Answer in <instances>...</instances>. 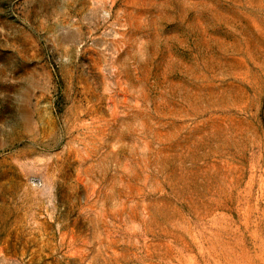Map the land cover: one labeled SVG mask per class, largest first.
<instances>
[{
  "label": "rangeland",
  "instance_id": "1",
  "mask_svg": "<svg viewBox=\"0 0 264 264\" xmlns=\"http://www.w3.org/2000/svg\"><path fill=\"white\" fill-rule=\"evenodd\" d=\"M0 264H264V0H0Z\"/></svg>",
  "mask_w": 264,
  "mask_h": 264
}]
</instances>
